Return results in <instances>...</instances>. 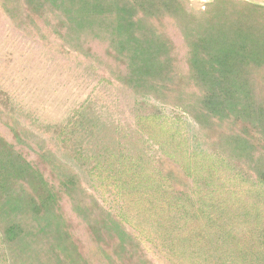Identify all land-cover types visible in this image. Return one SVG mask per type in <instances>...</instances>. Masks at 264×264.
Here are the masks:
<instances>
[{"label": "trees", "instance_id": "trees-1", "mask_svg": "<svg viewBox=\"0 0 264 264\" xmlns=\"http://www.w3.org/2000/svg\"><path fill=\"white\" fill-rule=\"evenodd\" d=\"M2 44L89 94L0 83V264H264V4L0 0Z\"/></svg>", "mask_w": 264, "mask_h": 264}, {"label": "rangeland", "instance_id": "rangeland-1", "mask_svg": "<svg viewBox=\"0 0 264 264\" xmlns=\"http://www.w3.org/2000/svg\"><path fill=\"white\" fill-rule=\"evenodd\" d=\"M203 8L211 0H190ZM264 4V0H249ZM0 83L16 100L45 123L63 121L88 94L61 66L52 65L35 52L0 46Z\"/></svg>", "mask_w": 264, "mask_h": 264}]
</instances>
